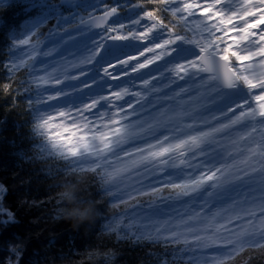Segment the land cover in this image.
<instances>
[{"label":"snow or ice","instance_id":"1","mask_svg":"<svg viewBox=\"0 0 264 264\" xmlns=\"http://www.w3.org/2000/svg\"><path fill=\"white\" fill-rule=\"evenodd\" d=\"M7 7L0 88L25 99L35 155L98 178L117 210L108 232L182 264L264 249V0ZM6 194L0 235L17 223Z\"/></svg>","mask_w":264,"mask_h":264},{"label":"trees","instance_id":"2","mask_svg":"<svg viewBox=\"0 0 264 264\" xmlns=\"http://www.w3.org/2000/svg\"><path fill=\"white\" fill-rule=\"evenodd\" d=\"M19 0H3L0 17L18 9L7 7ZM6 47L0 43V85L7 82ZM21 75L17 74L18 83ZM13 83V88L17 87ZM32 117L25 99L0 88V185L7 189L3 203L16 216V225L0 235V264H160L173 261L170 249L147 239L137 240L105 225L115 209L98 178L90 172L70 173L68 162L35 155ZM75 186L78 199L91 201L96 214L91 221L67 218L65 188ZM23 242L17 256L13 249ZM229 264H264V249H249Z\"/></svg>","mask_w":264,"mask_h":264},{"label":"clouds","instance_id":"3","mask_svg":"<svg viewBox=\"0 0 264 264\" xmlns=\"http://www.w3.org/2000/svg\"><path fill=\"white\" fill-rule=\"evenodd\" d=\"M64 192L68 193L65 197L69 206L66 213L67 218L81 223L94 219L96 214L95 205L91 201L81 203L77 197L74 185L66 187Z\"/></svg>","mask_w":264,"mask_h":264},{"label":"rangeland","instance_id":"4","mask_svg":"<svg viewBox=\"0 0 264 264\" xmlns=\"http://www.w3.org/2000/svg\"><path fill=\"white\" fill-rule=\"evenodd\" d=\"M129 211H132V210H129ZM120 234H122V235H124V236H130V237H133V238H135L134 236H131V235H129V234H127V233L123 232V231H121V232H120Z\"/></svg>","mask_w":264,"mask_h":264}]
</instances>
